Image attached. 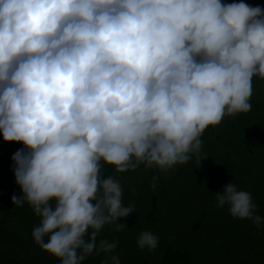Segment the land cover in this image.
Listing matches in <instances>:
<instances>
[{"label":"clouds","instance_id":"clouds-1","mask_svg":"<svg viewBox=\"0 0 264 264\" xmlns=\"http://www.w3.org/2000/svg\"><path fill=\"white\" fill-rule=\"evenodd\" d=\"M264 78V7L221 0H0V135L20 142L15 183L39 223L32 238L59 264H83L127 228L119 174L200 166L201 136L251 110ZM106 166L112 174L105 175ZM153 176L151 187H156ZM264 226L235 183L210 193ZM158 237L140 232L139 248ZM110 264H120L117 255Z\"/></svg>","mask_w":264,"mask_h":264},{"label":"trees","instance_id":"trees-1","mask_svg":"<svg viewBox=\"0 0 264 264\" xmlns=\"http://www.w3.org/2000/svg\"><path fill=\"white\" fill-rule=\"evenodd\" d=\"M260 1L264 0L234 3L254 7ZM250 103L248 113L225 115L219 125L205 130L200 166L193 159L176 165L168 175L143 166L119 174L123 202L134 204L136 211L118 219L126 229L117 232L106 225L101 230L98 239L115 241L116 248L108 254L94 251L83 264H110L112 255L120 264H146V259L148 264H194L197 255H203L200 264H264V226L232 217L210 194L233 182L251 194L256 214L264 215V78L253 77ZM22 148V143L5 142L0 135V264H59V258L32 238L39 217L30 205L11 202L13 194L22 195L11 159ZM109 174L112 168L106 166L105 175ZM20 223L25 237L16 242ZM145 230L158 237L155 249L138 247L137 237Z\"/></svg>","mask_w":264,"mask_h":264},{"label":"rangeland","instance_id":"rangeland-1","mask_svg":"<svg viewBox=\"0 0 264 264\" xmlns=\"http://www.w3.org/2000/svg\"><path fill=\"white\" fill-rule=\"evenodd\" d=\"M236 0H221V3L222 4H224V3H234ZM257 5H259V6H261V7H264V1H260L259 2V4H257ZM257 5H255L254 3H253V6L255 7V6H257ZM214 201H215V199H214ZM22 212V211H21ZM24 225L22 224V223H20L18 226H17V230H18V232H19V238L16 240V242H19V241H21L24 237H25V232H24ZM6 230H8V225H7V227H6ZM158 243H159V241H158ZM201 256H203V255H197L196 257H195V259H194V264H200V262H201V260H202V257ZM140 257V256H139ZM201 257V258H200ZM146 264H148V261H147V259H146ZM25 264H27V263H25Z\"/></svg>","mask_w":264,"mask_h":264}]
</instances>
